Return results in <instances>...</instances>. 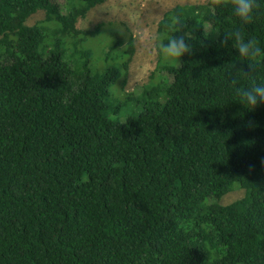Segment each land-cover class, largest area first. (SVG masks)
I'll return each instance as SVG.
<instances>
[{
	"label": "trees",
	"instance_id": "trees-1",
	"mask_svg": "<svg viewBox=\"0 0 264 264\" xmlns=\"http://www.w3.org/2000/svg\"><path fill=\"white\" fill-rule=\"evenodd\" d=\"M105 1L0 0V264H264V104L240 102L264 84V0L247 23L232 0L166 12L161 44L188 51L124 121L133 38L96 61L76 25Z\"/></svg>",
	"mask_w": 264,
	"mask_h": 264
},
{
	"label": "rangeland",
	"instance_id": "rangeland-1",
	"mask_svg": "<svg viewBox=\"0 0 264 264\" xmlns=\"http://www.w3.org/2000/svg\"><path fill=\"white\" fill-rule=\"evenodd\" d=\"M208 0H106L103 4L90 10L84 18H77L76 25L80 30L99 31L89 37V44L95 52L96 61L100 59L102 42L119 38L123 45L129 36L133 38L134 54L130 61L128 72L111 88L112 105L121 109L117 116L119 121L144 107L147 89L156 84L165 75L158 69L159 61L163 64H173L175 61H165L160 56L158 24L164 14L177 5H200ZM103 5V7H102ZM45 11L39 9L27 22L30 27L42 25ZM1 39V36H0ZM133 60L138 68V75L130 71ZM145 94V95H143ZM132 96V97H131ZM133 99V102L131 99ZM221 198L219 203L228 206L245 195V190L239 186ZM212 238V237H211Z\"/></svg>",
	"mask_w": 264,
	"mask_h": 264
},
{
	"label": "clouds",
	"instance_id": "clouds-1",
	"mask_svg": "<svg viewBox=\"0 0 264 264\" xmlns=\"http://www.w3.org/2000/svg\"><path fill=\"white\" fill-rule=\"evenodd\" d=\"M233 14L241 21L247 23L253 12L254 0H232ZM103 7V5H102ZM237 39V49L241 56L249 54L251 42L245 43L240 40L239 35ZM160 54L165 61H174L181 57L188 51L187 46L182 38L169 37L167 43L159 46ZM130 71L138 75V68L133 60ZM240 102L248 110L255 109L258 105L264 104V84H258L251 89L244 90L240 93Z\"/></svg>",
	"mask_w": 264,
	"mask_h": 264
}]
</instances>
